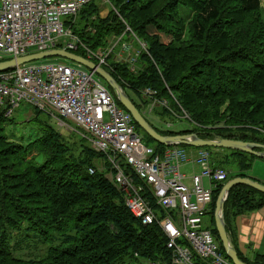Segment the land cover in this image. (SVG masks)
<instances>
[{
	"label": "trees",
	"instance_id": "16d2710c",
	"mask_svg": "<svg viewBox=\"0 0 264 264\" xmlns=\"http://www.w3.org/2000/svg\"><path fill=\"white\" fill-rule=\"evenodd\" d=\"M111 4L118 12L111 7L103 17L102 4L89 2L79 14L84 25L75 22L73 29L96 48L121 35L127 23L147 44L136 67L116 55L105 68L141 111L153 101L143 93L150 89L176 111L180 104L195 123L190 130L175 132L158 129L148 120L160 133L197 132L205 139L264 144L261 0H111ZM125 38L131 41L128 35ZM33 113L37 117L42 111L33 107ZM14 121L0 109V264H172L167 236L157 223L143 224L130 212L124 193L106 176L111 164L104 153L94 150L80 132L72 130L66 136L50 123L41 135L22 143L7 132L8 122ZM224 149L230 154H214L215 166L228 171V180L248 176L256 156ZM228 157H233L229 164L236 167L233 172ZM223 185L214 189L209 227L220 252L229 258L214 215ZM263 206L264 193L244 184L235 185L225 203L227 231L239 257L250 264H264V255L246 257L234 242L232 225L238 216ZM21 233L44 243L45 253L17 254V244L25 241L16 237ZM195 263L210 264L199 257Z\"/></svg>",
	"mask_w": 264,
	"mask_h": 264
},
{
	"label": "built area",
	"instance_id": "2783aa9c",
	"mask_svg": "<svg viewBox=\"0 0 264 264\" xmlns=\"http://www.w3.org/2000/svg\"><path fill=\"white\" fill-rule=\"evenodd\" d=\"M91 1L0 0V59L59 48L82 51V56L105 68L111 67L108 58L121 45L117 56L136 67L147 44L124 20L125 31L111 37L106 46L94 48L75 33L73 25ZM97 1L112 5L111 0ZM143 93L176 117L181 112L190 118L180 104L176 111L168 100L156 98L152 90ZM23 104V109L32 105L47 114L73 120L78 128L74 130L87 138L94 150L105 154L111 164L106 176L124 193L125 203L135 217L143 224L160 226L173 250L172 264H196L197 257L210 264H233L220 252L210 223L205 221L216 185L228 180V171L215 166L210 150L184 145L159 149L146 144L135 130L132 114L118 104L103 79L78 62L43 59L0 72V109L5 108L9 117ZM123 164L133 170L134 176L125 171ZM186 166L200 171L186 173ZM205 179L209 180L208 186Z\"/></svg>",
	"mask_w": 264,
	"mask_h": 264
},
{
	"label": "water",
	"instance_id": "95a60500",
	"mask_svg": "<svg viewBox=\"0 0 264 264\" xmlns=\"http://www.w3.org/2000/svg\"><path fill=\"white\" fill-rule=\"evenodd\" d=\"M62 56L71 61L83 64L85 67L92 71H95L105 82L114 90L118 101L128 110L136 123L141 126L154 140L164 146H176L187 145L191 147H205L212 146L217 148H227L238 150L252 154L258 158L264 159V144L243 141L229 138H216L205 139L201 137L197 132H186L179 134H162L160 133L145 117L143 112L133 102L125 88L117 81V79L105 68L97 65L92 60L79 55L74 52H70L66 49L52 48L41 52L30 53L20 57H12L9 59L0 61V72L16 67L28 62L43 60L48 57ZM5 109V108H3ZM2 109V110H3ZM244 184L250 186L260 192L264 193V183L246 176H236L226 181L220 190V193L216 200L215 208V223L218 230L219 238L222 242L223 248L227 256L231 259L233 264H250L239 257L238 250L233 245L230 234L227 231V223L225 218V203L228 199L231 189L235 185Z\"/></svg>",
	"mask_w": 264,
	"mask_h": 264
},
{
	"label": "rangeland",
	"instance_id": "374dc122",
	"mask_svg": "<svg viewBox=\"0 0 264 264\" xmlns=\"http://www.w3.org/2000/svg\"><path fill=\"white\" fill-rule=\"evenodd\" d=\"M261 4L264 5V0H261ZM111 7L112 5L110 4H102V10L100 13L101 16L105 17L109 13ZM80 24L84 25V21L81 20L79 16L76 19V26ZM120 49H121V45H117L115 47V49L111 53V57L108 58L109 63L112 62L114 57H116ZM45 60L60 61L70 64L74 63V61H71L62 56L48 57L45 58ZM103 81L105 82L104 79ZM110 91L112 92V90ZM131 95L134 99H136V96L132 92ZM24 106L25 104H23L20 108L16 109L13 115L15 121L11 123L8 122L7 124V132L9 133L11 139L13 138L22 143H26L29 139H34L35 137L41 135L45 130L46 123H50L56 130H58L60 133L66 136L70 135L71 131L77 128L76 123L67 117L61 116L59 114H55L54 116L49 114L50 115L49 116L44 112H42L37 117H35V114L34 113L32 114L33 106L32 105L28 106V110H26L27 107L23 109ZM145 106L147 107L145 111L143 107V111L145 112L144 114L146 118H148V120H150L158 129H165V130L178 132V131L190 130L195 125V123L190 118L184 117L181 112H179V117H176L175 114L165 112L164 111L165 108L162 105L154 103V101L150 102L148 105ZM152 106L153 109L150 111ZM62 120L65 121V123ZM135 130L139 135L143 137V141L146 144L156 147L158 142L154 140L145 130H143L141 126L135 124ZM205 147L211 151L212 156L214 154H218V156L220 157L222 156L226 157L227 155L230 154V152L226 151L224 148H217L212 146L211 147L205 146ZM227 159H228L227 165L229 167V170L233 172L236 169V167L234 165L229 166V164L233 160V157H228ZM101 164L102 165L99 166L102 168V166L105 164L102 161ZM184 171L186 173H191L193 171L199 172L200 169L197 167L193 169L191 166H186L184 168ZM246 174H252L253 176H264V159L256 157V159L253 161L251 168L247 170ZM187 183H189V181H187ZM205 185L206 186L209 185L208 179H205ZM205 221L211 223V217L209 214L205 217ZM16 237H20L21 239L25 240L24 242L20 243V245L17 244L16 253L21 256L36 257L45 253V251L47 250V246L44 243H40V242L36 243L35 238H33V236L26 238V236H24V234L21 233Z\"/></svg>",
	"mask_w": 264,
	"mask_h": 264
},
{
	"label": "crops",
	"instance_id": "0c3cea01",
	"mask_svg": "<svg viewBox=\"0 0 264 264\" xmlns=\"http://www.w3.org/2000/svg\"><path fill=\"white\" fill-rule=\"evenodd\" d=\"M247 175L264 183V176ZM232 228L234 242L246 257L255 259L257 255H264V206L253 212L238 216Z\"/></svg>",
	"mask_w": 264,
	"mask_h": 264
}]
</instances>
